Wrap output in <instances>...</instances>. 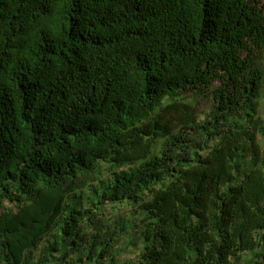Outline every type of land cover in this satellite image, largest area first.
Segmentation results:
<instances>
[{
    "label": "trees",
    "instance_id": "obj_1",
    "mask_svg": "<svg viewBox=\"0 0 264 264\" xmlns=\"http://www.w3.org/2000/svg\"><path fill=\"white\" fill-rule=\"evenodd\" d=\"M259 52L264 0H0V264H264Z\"/></svg>",
    "mask_w": 264,
    "mask_h": 264
},
{
    "label": "rangeland",
    "instance_id": "obj_2",
    "mask_svg": "<svg viewBox=\"0 0 264 264\" xmlns=\"http://www.w3.org/2000/svg\"><path fill=\"white\" fill-rule=\"evenodd\" d=\"M260 1V0H257ZM258 57V62L261 63V67L264 68V53L259 52L257 53ZM196 101L194 102V106L197 109V114L199 119H202L210 110L212 107V101H211V96L209 95H200L196 97ZM258 115L261 120V122L264 123V102L263 100L260 102L259 108H258ZM117 216L118 215H128V209L126 210V207H120L119 209L117 208L116 212ZM129 257H133V255L128 251L127 254L123 255L120 257V259L125 260Z\"/></svg>",
    "mask_w": 264,
    "mask_h": 264
}]
</instances>
